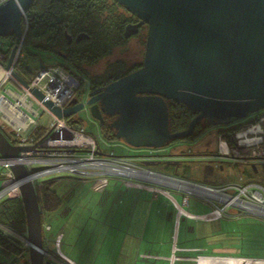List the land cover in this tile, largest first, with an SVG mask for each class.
<instances>
[{"label":"water","instance_id":"95a60500","mask_svg":"<svg viewBox=\"0 0 264 264\" xmlns=\"http://www.w3.org/2000/svg\"><path fill=\"white\" fill-rule=\"evenodd\" d=\"M32 1L0 3V37L10 32L15 36L4 68L59 118H70L82 109L100 123L105 116H113L108 124L116 139L133 147L160 149L191 135L202 119L210 126L228 125L264 109V0H115L139 19L125 26L124 36L147 24L142 62L96 89L83 90L65 107L45 98L13 69L17 46L26 31L22 17ZM66 37L70 43L72 37ZM85 37L80 32L75 41ZM170 99L195 112L186 127L176 131L169 124ZM33 149L32 144L10 142L0 129L2 158H15L19 152ZM150 155L174 153L134 154ZM172 163L178 168L176 161ZM251 166L258 171L255 163ZM260 167L264 170V163ZM10 168L16 180L28 174L23 164H10ZM213 169L212 159H207L202 179L214 178ZM19 188L29 264H44L46 249L36 189L30 180L21 181Z\"/></svg>","mask_w":264,"mask_h":264},{"label":"built area","instance_id":"2783aa9c","mask_svg":"<svg viewBox=\"0 0 264 264\" xmlns=\"http://www.w3.org/2000/svg\"><path fill=\"white\" fill-rule=\"evenodd\" d=\"M3 1L5 0H0V3ZM21 48L22 44L17 46L14 63ZM2 49L3 39L0 37V117L21 135L15 144H32L35 149L21 151L15 158L0 156V200L20 196L21 181L30 180L35 187L44 181H40V178L48 175H71L79 178L98 176L103 181L118 177L180 192L184 204L192 197L197 198L222 216L249 215L264 220V176L251 175L252 163L259 170L264 163V109L236 121L241 122L237 129L229 132L227 138L220 136L217 139L215 152L219 154L207 157L221 166V175L213 181L201 180L158 170L145 164L143 160L154 157L151 155L134 156L102 150L93 134L82 126H74L68 118H59L51 113L40 99L12 77L4 68L5 56ZM10 80L19 86L17 90L8 87ZM78 85L75 75L61 64H50L38 69L29 82V86L37 87L45 98L60 107L67 106L75 96ZM34 101L48 110L52 118L43 135L27 139L31 128L37 125L35 116L43 113L34 108ZM15 109L20 110L21 114H5V110ZM10 164H23L28 171L27 176L16 180ZM241 166L243 169L240 170ZM261 172L264 175V170L261 169ZM0 227L3 228L1 224ZM42 229L48 231L50 225L42 224ZM3 230L9 232L5 228ZM13 234L27 247L26 232L24 235ZM238 259L241 263L246 260ZM173 260L174 257L171 256L169 264H173ZM200 260L201 257L197 259V264Z\"/></svg>","mask_w":264,"mask_h":264},{"label":"crops","instance_id":"0c3cea01","mask_svg":"<svg viewBox=\"0 0 264 264\" xmlns=\"http://www.w3.org/2000/svg\"><path fill=\"white\" fill-rule=\"evenodd\" d=\"M7 85L18 89L10 82ZM159 162L170 164L156 160L148 165L160 170ZM213 163L215 176L209 181L221 175ZM170 171L185 174L180 166ZM63 176L71 179V188L62 192L52 188L59 204L41 211L42 224L50 225L43 231V244L51 264H169L171 256L173 264H197L199 257V264H204L203 258L228 257L246 259L248 264L250 259L264 258L240 248L228 236L234 226H249L241 216H222L202 200L192 197L184 204L180 192L118 177L103 181L98 176L59 175L45 179L43 186ZM195 177L204 180L202 172ZM64 215L69 219L66 223L61 221Z\"/></svg>","mask_w":264,"mask_h":264},{"label":"trees","instance_id":"16d2710c","mask_svg":"<svg viewBox=\"0 0 264 264\" xmlns=\"http://www.w3.org/2000/svg\"><path fill=\"white\" fill-rule=\"evenodd\" d=\"M127 19L126 11L115 0H33L22 17L23 25L26 22V31L22 42L21 55L16 58L13 69L24 81L29 83L35 72L46 66L45 64L36 65L34 59H28V55L39 56L37 52L31 51L30 47L53 53L62 51L65 53L68 63L56 62L54 64L63 65L78 79L79 85L75 90V96H79L83 90L96 89L138 66L137 62L129 64L124 59L117 58L106 63L103 69L98 72L89 74L87 71V66L110 55L116 47L124 46L126 39L123 35V28ZM80 32L86 33L87 37L75 41L76 35ZM66 34L72 37L70 43L67 41ZM2 39V51L5 56L3 64H5L10 48L15 41L14 33L10 32L7 37ZM85 76L89 79L88 85L87 89H82L81 85ZM15 85L19 87L16 83ZM168 109L169 124L172 131L186 127L188 121L195 114L187 105L178 100H168ZM67 120L74 126L84 127L82 123L80 124L79 118L72 116ZM76 122L79 124L75 125ZM204 124L203 121H198L191 135L178 138L175 141L192 139L200 135L207 127ZM240 125L241 122L222 125L213 133L217 138L220 136L227 138L229 132L237 129ZM0 129L12 143L18 142L21 138V135L7 127L1 120ZM99 130L104 139H116L114 130L108 122L100 123ZM37 132H39L37 127H34L26 138L30 139L38 136L35 135ZM96 140L98 141L97 138ZM251 173L255 177L252 170ZM52 182L47 181L44 186L42 182V192L39 194L36 191L40 211L43 209L52 210L59 204L58 197L50 186ZM20 203L19 196L5 197L0 200V224L4 226L18 225L17 229L20 232L17 233L24 235L25 215ZM18 210L21 212L19 218L17 216ZM1 255L13 256V262L16 261L17 257L22 256L26 258V264H29L27 247L23 246L20 239L13 233L5 232L0 227ZM0 264L6 263L0 260ZM44 264H51L46 256Z\"/></svg>","mask_w":264,"mask_h":264},{"label":"rangeland","instance_id":"374dc122","mask_svg":"<svg viewBox=\"0 0 264 264\" xmlns=\"http://www.w3.org/2000/svg\"><path fill=\"white\" fill-rule=\"evenodd\" d=\"M137 40L135 38L129 39L126 44L122 47H116L113 52L101 58L96 63L87 66V71L89 74L98 72L103 69L106 63L111 62L117 58L124 59L127 63L132 64L133 62H137L141 59V55L143 54V44L138 45ZM31 51L33 50L32 47L29 48ZM22 50V48H21ZM37 53L39 54V58L35 55H28V59H34V64L39 65L41 63L50 65L54 64L55 62L62 61L63 59L60 58L55 53H49L46 54L43 50L38 49ZM21 55V51H20ZM11 84H15L11 81H9ZM87 82L88 77H83V84L81 85L82 89H87ZM34 108H38L40 112H43L42 114L35 116V119L38 124V131L35 133V135H43L44 132H46L47 128L49 127L50 120L52 118L51 113L43 109L38 105L36 101H34L33 104ZM75 118H79L80 124L82 123L84 127L87 129L88 132L92 133L100 142L101 148L104 151H113L115 154H126V155H134V154H144L147 152V150L143 148L133 147L130 145H127L122 140H107L104 139L102 136L98 123L95 119H93L84 109L79 110L78 112L74 113L73 115ZM0 120L7 126H11L2 118L0 117ZM75 125L79 123H74ZM217 127H208L205 130H203L200 135L195 136L192 139H182L178 141H173V143L170 146H166L169 148V150H172V152L175 153H181L184 154L185 157L184 161L180 165V171L184 170L185 174L188 176L195 177L196 174H201L204 166V162L202 159H208V155L211 153H214L216 150V141L217 137L214 135L213 131L216 130ZM41 131V132H40ZM172 146V147H171ZM142 149V150H141ZM196 158V159H195ZM157 167L162 171L171 172L170 168L173 167V170L175 166L171 164H165L164 162L157 163ZM243 169V167H240V170ZM181 171V172H182ZM217 174L220 172L218 169L214 170ZM247 171V170H246ZM248 172V171H247ZM60 174H54V175H48L45 177L40 178L39 180H45L49 178H53L55 176H59ZM256 176H264L262 175L261 168L260 170L255 173ZM60 180V181H58ZM55 182L51 184V188H58L59 191H65L66 189L71 188V184L69 181H71L70 178L67 176L59 177L54 180ZM58 181V182H57ZM36 191L40 194L42 187L41 183H38L36 186ZM20 197V196H19ZM193 199V198H190ZM21 201V200H20ZM22 206V202L20 203ZM185 207H189V205H185ZM21 212L18 210L17 216L18 218L21 216ZM242 221L248 223L249 227H242V226H234L232 233L230 232L228 236L232 235L234 244H238V246L244 250H249V252L253 254H262L264 255V220H260L258 218H255L253 216L249 215H241ZM67 216L64 215V217L61 219L63 223H66ZM53 227H55L56 222L52 221ZM3 228L7 230H11L14 233L20 232L17 228L18 225L9 226V225H1ZM2 228V229H3ZM22 228V227H21ZM231 228V227H227ZM26 232V230H25ZM220 232V231H219ZM22 233V232H21ZM222 232H220L221 234ZM236 246V245H235ZM13 256L10 255H1L0 260H3L6 264H26V258L19 256L16 258V261L14 259L12 260ZM12 260V261H11ZM65 260V259H63ZM248 260V259H247ZM204 264H242L239 262L238 258L235 257H228V258H203ZM248 264H264V258L260 259H250L248 260Z\"/></svg>","mask_w":264,"mask_h":264},{"label":"flooded vegetation","instance_id":"af4514ba","mask_svg":"<svg viewBox=\"0 0 264 264\" xmlns=\"http://www.w3.org/2000/svg\"><path fill=\"white\" fill-rule=\"evenodd\" d=\"M122 6V5H121ZM123 7V6H122ZM124 8V7H123ZM124 10L126 11V14H127V17H128V19H127V21H126V23H125V25H124V28H123V32H124V29H125V26L127 25V24H134V23H136V22H138L139 21V19L135 16V15H133V14H131L130 12H128L125 8H124ZM146 34H147V24L146 23H142V24H140L139 26H138V30L136 31V32H134V33H132V34H130L129 36H124L125 37V39H126V42L129 40V39H131V38H135L138 42H137V44L138 45H142L143 44V47H144V45H145V40H146ZM72 41V40H71ZM126 42L123 44V45H125L126 44ZM143 50H144V48H143ZM144 52V51H143ZM53 53V52H52ZM56 55H58L60 58H62L63 60L62 61H59V62H63V63H68L67 62V59H66V55H65V53L64 52H56L55 53ZM143 58V54L141 55V59ZM141 62H142V60H139V61H137V64H138V66L141 64ZM137 66V67H138ZM136 67V68H137ZM88 90V89H87ZM113 116H105L104 117V123L105 122H108L111 118H112ZM200 121H203V123H205L204 125H205V127H206V125H207V127L206 128H208V127H212V126H209V124H208V122L205 120V119H202V120H200ZM103 122H101V123H103ZM98 123V126H99V124H100V122H97ZM220 126H222V125H220ZM220 126H213V127H220ZM206 128H204V130L206 129ZM173 143V142H172ZM172 143H170V144H168L167 146H170ZM172 147V146H171ZM141 148H143V149H145V150H147V152H146V154L147 153H151V154H167V153H174V155H172V156H167V155H161V156H154V157H151V158H149L148 159V161L150 162V161H156V160H161V161H171L170 162V164L171 165H173V166H175L172 162H174V161H176V163H178V166H180L181 165V163L184 161V159H185V157L184 156H182V155H176L177 153H175V152H172V150H169V148L168 147H163V148H160V149H153V148H146V147H141ZM142 150V149H141ZM214 164V163H213ZM220 166V165H219ZM215 167V166H214ZM205 180V179H204ZM206 181H209L208 179H206Z\"/></svg>","mask_w":264,"mask_h":264},{"label":"bare ground","instance_id":"6f19581e","mask_svg":"<svg viewBox=\"0 0 264 264\" xmlns=\"http://www.w3.org/2000/svg\"><path fill=\"white\" fill-rule=\"evenodd\" d=\"M0 73H2V68L0 67ZM5 109V108H4ZM5 114L8 116V115H11V114H13V115H20L21 114V111L20 110H17V109H15V110H10V111H8V110H5ZM245 264V263H244Z\"/></svg>","mask_w":264,"mask_h":264}]
</instances>
